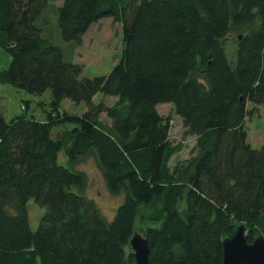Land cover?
Instances as JSON below:
<instances>
[{"label": "trees", "instance_id": "trees-1", "mask_svg": "<svg viewBox=\"0 0 264 264\" xmlns=\"http://www.w3.org/2000/svg\"><path fill=\"white\" fill-rule=\"evenodd\" d=\"M49 4L0 0V47L12 57L2 80L52 92L44 121L0 113V264H135L137 232L150 264H223V242L240 226L248 243L264 238V145L254 149L246 129L249 104L264 107V0H65L64 42L80 46L105 19L122 25L120 61L94 78L46 35ZM99 94L119 103L96 104ZM64 100L87 111L69 115ZM160 104L197 138V155L174 169L183 146L170 143ZM92 156L108 191L125 197L112 222L85 195L78 166ZM30 201L46 209L36 231Z\"/></svg>", "mask_w": 264, "mask_h": 264}, {"label": "rangeland", "instance_id": "rangeland-1", "mask_svg": "<svg viewBox=\"0 0 264 264\" xmlns=\"http://www.w3.org/2000/svg\"><path fill=\"white\" fill-rule=\"evenodd\" d=\"M64 1L50 0L49 6L45 9L41 23H46L44 26L46 35L53 43L66 51V56L69 60L83 65L84 77L94 78L108 75L122 57L124 46L121 23H117L111 18L105 19L95 24L89 30L80 46L64 42L60 37L56 11V8L61 7ZM235 39L236 37L233 36L228 45L230 56L235 52ZM21 93L23 96L18 101L19 115L27 112L28 116H37L39 119L45 120L47 114L51 111L52 92L49 90L42 96H34L25 92ZM94 102L96 104L104 102L108 107H113L119 103V99L99 94L95 97ZM27 103L30 105L28 111L23 108L26 107ZM61 108L63 112L73 116H81L87 111L85 103L75 104L70 100H64ZM11 109L16 111L15 106H12ZM157 110L162 115L164 121L170 126L169 141L172 146H183V150L170 161V168L174 169L197 155V138L186 135L183 121L176 114L173 104H160L157 106ZM100 119L106 124H110L111 122L106 114H102ZM72 128V125H65L60 129H54L53 136L55 137L57 132L59 134L65 133L72 130ZM246 129L252 147L260 150L264 145V107L249 104ZM59 163L67 168H71L64 152L59 156ZM78 168L87 176L88 182L85 195L97 204L107 221L112 222L118 208L124 201V195L113 196L108 191L103 173L93 156L82 162ZM28 209L31 229L36 231L46 213V209L39 207L34 201L29 202ZM138 233L140 234V232Z\"/></svg>", "mask_w": 264, "mask_h": 264}, {"label": "water", "instance_id": "water-1", "mask_svg": "<svg viewBox=\"0 0 264 264\" xmlns=\"http://www.w3.org/2000/svg\"><path fill=\"white\" fill-rule=\"evenodd\" d=\"M135 264H150V246L147 239L138 232L130 241ZM223 264H264V238L256 237L248 243L247 228L242 225L237 233L223 242Z\"/></svg>", "mask_w": 264, "mask_h": 264}, {"label": "crops", "instance_id": "crops-1", "mask_svg": "<svg viewBox=\"0 0 264 264\" xmlns=\"http://www.w3.org/2000/svg\"><path fill=\"white\" fill-rule=\"evenodd\" d=\"M11 63L12 57L9 52L0 47V113L3 114L7 121L19 116L18 101L23 96L14 86L2 80V75L9 70ZM12 106H15L16 111L11 109ZM39 120L44 121V119Z\"/></svg>", "mask_w": 264, "mask_h": 264}]
</instances>
